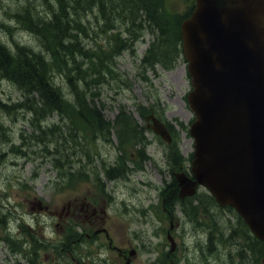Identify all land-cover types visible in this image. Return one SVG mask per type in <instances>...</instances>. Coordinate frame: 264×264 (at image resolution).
Returning a JSON list of instances; mask_svg holds the SVG:
<instances>
[{"label": "rangeland", "instance_id": "rangeland-1", "mask_svg": "<svg viewBox=\"0 0 264 264\" xmlns=\"http://www.w3.org/2000/svg\"><path fill=\"white\" fill-rule=\"evenodd\" d=\"M29 3L40 15L47 16L49 13L58 11L57 0H0V38L9 46L20 43L39 50L41 44L36 34L23 27L24 24L18 22L14 17L16 12L22 10ZM172 9H183V3L178 6L174 5ZM91 14L90 25L92 24L94 29L89 27L92 36L85 38V42L89 49H94L95 44H106V38L101 32L98 13L91 12ZM151 39L150 34L146 35L145 40L137 43L135 51H125L116 58L115 64L111 65V74H107L110 81L93 88L94 92H99L96 94L95 100L99 107H102L104 118L109 121L116 118L121 107H124L130 114L129 120H131V116L137 120L135 113L137 103L150 104L153 100L148 98L147 93H157L161 98L162 105L166 107V118L174 121L173 119L178 117L189 125L194 113L185 98L191 89V83L184 60L180 59L170 70L158 68V75L150 73L153 82L146 83L142 79L138 80L139 55L145 50ZM58 76L61 86L67 91L66 81L62 76ZM20 100H22L20 90L11 81L0 78V124L3 126L0 128V218H5L4 221L9 225L7 223L0 224V264H24L25 256L27 255L28 258L34 250H38V254L44 260L46 255H53L54 252L51 251V247L47 243H51L55 239H64L67 241L65 243L72 244L71 239L65 238V235L70 234L69 230H63L51 224L52 218L49 215L38 214L36 210H32L31 205L36 203L37 198H41L51 208L60 209L69 199L87 195L99 202H103L108 198V195H112L111 205H114L115 211L110 212V215L115 224L112 227L111 235L115 237V241L122 245L125 244L127 248H130L132 244L139 247L141 243L142 249L148 248L146 252L142 251L135 256L134 264H153V261L164 257L166 229L170 227V219L167 213L162 210L160 188L165 180L168 181L172 178L171 172L168 171V162L164 157L167 151L164 142L150 132L151 143L145 148V151L151 155V158L146 159L143 164L138 152L136 153L138 145L133 141L130 131L123 134L122 142L118 133L110 135L111 142L103 138L97 142H89L84 140L82 132H77L79 136H82L85 145L74 143L71 148L67 146L70 142L59 140V138L63 139L61 136L52 137V140L57 141L47 146L54 153L51 158L62 157L61 159L65 161L70 157V165L73 167L70 170L72 174L66 170L67 176L61 182L56 183L59 180L56 169L43 155L45 151L39 150L45 148V143L35 146L37 148L34 147L36 142L31 143V147H24L30 151L29 155H22V157L21 155L16 156L19 153L14 154L15 152L11 149L14 145L13 139L15 143L21 142V131L25 133L32 131L29 124L31 118H29V112L23 109L12 112L6 110L5 105L13 107L14 103ZM41 111L43 112V110ZM52 113L46 115L48 116L46 125H52L58 121L59 116ZM70 119H63V122L68 123ZM36 121H39L38 118ZM62 124L60 123V125ZM76 127L77 124H75ZM50 129L47 131L49 138L55 133L65 134V137L71 138V133L63 125L62 129L54 127ZM90 137L87 134L85 138ZM179 137L181 152L189 157V154L194 150V140L184 130L179 131ZM58 143L61 150L63 148L72 150L71 155H65L66 151L64 154L59 152L57 150ZM118 147L123 148L126 157L135 159L134 166L143 168L134 169L131 173H127V176L110 180L105 177L103 174L105 170L102 171L98 164L102 160H105L107 165L116 163L118 160L122 162V159L117 155ZM34 148L38 149L37 152H33ZM85 152L88 156L83 155ZM189 161H187V167L190 164ZM77 171H84L89 174V177L81 178ZM101 185L105 186L107 194L99 193L98 188ZM202 191L204 189L200 190V192ZM188 204L189 202L186 203V205ZM211 213L216 218L219 229L222 232L225 231V237H227V234L236 227L235 224L238 221L236 215L214 205H212ZM180 216L182 215L179 212L174 213L176 219ZM198 220L206 222L208 216L201 212ZM174 222L176 223V220ZM177 224L178 222L173 232L175 234L179 232L177 239L180 240V249L178 243V249L171 256L178 260L177 264L238 263L235 253L238 250V238L237 245H234L235 240L233 239L230 244L229 238L225 240L226 246L219 242L217 245L221 250L218 252L210 254L206 249L208 257L204 258L201 247L205 243L203 240H207L210 236L209 228L198 226L193 221H189L187 217L181 219L178 228ZM107 225L109 227V222ZM33 236L43 242L40 247L33 243ZM2 237H7L9 244L22 253L13 250ZM102 240L104 246L101 256H98L100 255L98 252L100 250L99 242L92 243L94 260L97 264H111L112 259L117 257L113 251L108 250L106 239ZM224 250L225 253L222 256ZM61 252L63 257H71L64 250ZM229 253L233 254V262L232 257L228 258ZM107 257L108 262L103 260ZM244 263L263 264L262 259L253 260L251 257Z\"/></svg>", "mask_w": 264, "mask_h": 264}, {"label": "trees", "instance_id": "trees-1", "mask_svg": "<svg viewBox=\"0 0 264 264\" xmlns=\"http://www.w3.org/2000/svg\"><path fill=\"white\" fill-rule=\"evenodd\" d=\"M176 1L190 2L192 5V0H57L58 11L50 16H44L34 11L35 8L31 3L27 4L22 10L16 12L14 17L24 24L23 27L36 34L42 46L41 50H35L31 46L20 43L9 46L0 38V78L16 83L19 89L24 90L25 95V102L14 104L13 107L5 105L6 110L12 112L16 106L23 105L33 111L36 116L44 117L51 112H57L66 118H71L72 125H67L66 129L74 136L71 135V139L65 137V141L74 143L76 138L80 137L76 135V130H81L84 138L91 133L93 136L97 134L108 138L112 126L92 102L90 90L92 83H100L104 80L105 70H108L110 65L106 62L108 55H101L107 52L102 48L104 46H98L97 50L89 51L86 43L82 42L81 32L85 40L91 30L90 20L86 22L85 19L90 12L98 13L99 19L103 21L101 32L108 38H112L108 46L114 50L117 48L113 56L122 50L132 48L146 31L152 32L155 38L142 58V66L154 71L158 64L165 68H172L182 54L181 23L191 13L190 9L184 14L172 11L171 6ZM111 30L117 31L112 34L109 32ZM121 34L125 36H119ZM58 75L66 81L67 91L61 86ZM144 78L149 80L148 76ZM130 123L124 112H121L118 117L120 127L117 130L121 139L123 132L120 130H127V127H131ZM75 124H77L76 128ZM2 127L0 124V128ZM60 127L57 126L58 129H61ZM47 131L41 130L37 135L40 140L46 138V144L52 140V137L59 136L53 133L54 135L49 138ZM86 140L92 141L90 138ZM27 144L29 145L30 141ZM13 148L29 155V151L23 150L21 145H13ZM65 149L61 150L58 143L59 152L64 154ZM42 150L45 151L44 154L51 153L47 145ZM67 155H71V151ZM141 156L143 159L145 153ZM170 157L174 165H179L183 159L176 144L174 148L172 147ZM61 158L54 159L53 165L65 178L66 170L70 171L72 165H66L70 164L68 163L71 161L70 157L65 161ZM105 164L102 162L104 167ZM127 168L125 159L122 157V162L118 160L115 165L105 167V171L110 178H117L126 176ZM79 173L81 172L77 174ZM70 174H72L71 171ZM163 196L166 199L165 205L168 206L175 205L177 201L185 203L179 198L174 177L163 189ZM197 198L199 202L206 204L215 203L214 197L208 193L198 195ZM186 200L191 202L192 198ZM243 225L245 228L241 229L237 236L239 260L245 262L248 253L252 252L255 259L261 260L264 254V241L257 239L244 223Z\"/></svg>", "mask_w": 264, "mask_h": 264}, {"label": "water", "instance_id": "water-1", "mask_svg": "<svg viewBox=\"0 0 264 264\" xmlns=\"http://www.w3.org/2000/svg\"><path fill=\"white\" fill-rule=\"evenodd\" d=\"M196 1L182 25L195 178L176 174L180 194L205 185L264 239V0ZM152 127L169 139L163 123Z\"/></svg>", "mask_w": 264, "mask_h": 264}, {"label": "flooded vegetation", "instance_id": "flooded-vegetation-1", "mask_svg": "<svg viewBox=\"0 0 264 264\" xmlns=\"http://www.w3.org/2000/svg\"><path fill=\"white\" fill-rule=\"evenodd\" d=\"M31 208L40 215H49L52 218L51 224L56 227L68 230L70 226H80V229L78 232L65 235V238L71 239L72 244L65 243L67 241L64 239H55L51 243H47V245H50L51 251L54 252L53 255H46L42 260L40 254H38L39 251L34 250L33 256L28 258L27 264H93L92 243L94 240H99L100 246H104L102 239H106L108 249L117 256L116 260L113 259V264H127L128 261L130 264H134L133 260L138 254L137 248H127L125 244L117 243L115 237L111 235L115 223L112 220L110 211H115L114 205L95 203L87 197H82L68 200L60 209H53L45 204L41 205L39 200L31 205ZM107 222H109V227ZM60 247L61 249H59ZM61 250L69 253L71 257H63ZM174 261L175 259L167 253V263L174 264ZM154 264H164V262H155Z\"/></svg>", "mask_w": 264, "mask_h": 264}, {"label": "bare ground", "instance_id": "bare-ground-1", "mask_svg": "<svg viewBox=\"0 0 264 264\" xmlns=\"http://www.w3.org/2000/svg\"><path fill=\"white\" fill-rule=\"evenodd\" d=\"M53 14H54V13H53ZM19 17H20V16H19ZM61 19H62V18H61ZM12 21H13V20H12ZM88 26H89V25H88ZM2 38H3V37H2ZM9 39H10V38H9ZM33 80H34V79H33ZM45 86H47V85H45ZM45 86H44V88H46ZM38 89H39V88H38ZM14 154H16V153H14ZM21 157H22V156H21ZM10 165H11V164H10Z\"/></svg>", "mask_w": 264, "mask_h": 264}]
</instances>
